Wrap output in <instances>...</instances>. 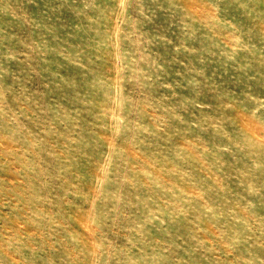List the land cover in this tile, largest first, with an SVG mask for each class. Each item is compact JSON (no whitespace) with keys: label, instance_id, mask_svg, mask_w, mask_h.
Returning <instances> with one entry per match:
<instances>
[{"label":"rangeland","instance_id":"obj_1","mask_svg":"<svg viewBox=\"0 0 264 264\" xmlns=\"http://www.w3.org/2000/svg\"><path fill=\"white\" fill-rule=\"evenodd\" d=\"M0 264H264V0H0Z\"/></svg>","mask_w":264,"mask_h":264}]
</instances>
